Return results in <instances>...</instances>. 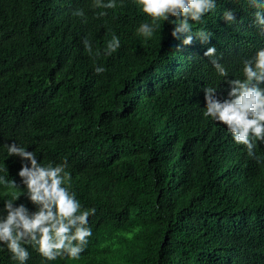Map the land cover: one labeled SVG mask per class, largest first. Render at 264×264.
<instances>
[{"label": "trees", "instance_id": "trees-1", "mask_svg": "<svg viewBox=\"0 0 264 264\" xmlns=\"http://www.w3.org/2000/svg\"><path fill=\"white\" fill-rule=\"evenodd\" d=\"M92 3L0 0V169L19 180L12 142L42 163L66 158L77 199L96 208L81 258L47 264H264V162L203 116L204 87L223 92L226 79L243 78L242 61L264 48L256 9L216 0L193 25V33H213L210 43L183 45L167 22L152 39L137 35L150 21L135 0H117L100 18L104 10ZM227 9L236 13L231 25L222 19ZM113 35L121 46L107 56ZM210 46L227 78L203 55ZM256 153L264 158V144ZM7 198L0 187V207ZM26 247L27 264H42ZM0 264H15L6 248Z\"/></svg>", "mask_w": 264, "mask_h": 264}, {"label": "clouds", "instance_id": "clouds-1", "mask_svg": "<svg viewBox=\"0 0 264 264\" xmlns=\"http://www.w3.org/2000/svg\"><path fill=\"white\" fill-rule=\"evenodd\" d=\"M139 10L150 22L141 23L137 35L152 39L161 28V22L173 25L171 36L180 39L183 45H191L194 38L201 44H209L213 33L199 29L193 33V25L200 24L206 14L214 12L216 0H135ZM254 12L253 23L264 35V0H248ZM117 0H93L92 8L103 9L95 13L97 18L108 15L106 10L116 9ZM123 7V4H120ZM73 16L83 18V9H76ZM222 19L229 25L236 22L233 9L223 12ZM85 50L91 55L93 47L85 38ZM120 39L113 35L107 42L104 54L111 56L120 48ZM215 46L207 47L203 55L209 58L216 74L227 78L228 70L216 56ZM97 49L95 56H100ZM96 74L105 72L102 66L95 67ZM242 77L226 79L227 88L221 92L214 86L203 89V116L223 125L232 140L242 145L248 158L257 163L264 158L257 155L258 143L264 144V48L242 61ZM7 147L9 157L20 160L16 173L19 178L9 179V169L0 171V187L9 198L0 207V250L6 248L15 264H27L31 258L30 246L41 257L42 264L68 259L76 261L86 250L93 235L89 217L96 208H85L72 188V175L65 158L60 163H42L36 152L12 142ZM21 197L26 202H20ZM30 205V206H29Z\"/></svg>", "mask_w": 264, "mask_h": 264}]
</instances>
